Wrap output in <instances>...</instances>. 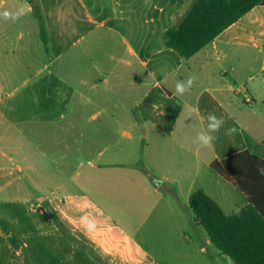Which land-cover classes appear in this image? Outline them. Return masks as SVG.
Here are the masks:
<instances>
[{"label":"crops","instance_id":"obj_1","mask_svg":"<svg viewBox=\"0 0 264 264\" xmlns=\"http://www.w3.org/2000/svg\"><path fill=\"white\" fill-rule=\"evenodd\" d=\"M193 1L0 0V264H234L189 199L249 203L210 165L263 155L264 6L187 59L164 37Z\"/></svg>","mask_w":264,"mask_h":264},{"label":"trees","instance_id":"obj_2","mask_svg":"<svg viewBox=\"0 0 264 264\" xmlns=\"http://www.w3.org/2000/svg\"><path fill=\"white\" fill-rule=\"evenodd\" d=\"M259 5L264 6V0H194L166 31L165 44L188 59ZM210 167L249 203L238 214L227 215L206 192L196 190L189 199L195 221L234 264H264V175L258 171L264 167V143L263 155L247 150L215 160ZM141 168L152 177L142 165Z\"/></svg>","mask_w":264,"mask_h":264},{"label":"clouds","instance_id":"obj_3","mask_svg":"<svg viewBox=\"0 0 264 264\" xmlns=\"http://www.w3.org/2000/svg\"><path fill=\"white\" fill-rule=\"evenodd\" d=\"M4 19H12L15 21L18 19V16H13L11 13L5 11L3 13ZM197 80V77L190 75L186 81H177L175 84V93L183 96L186 92H188L192 86L194 85L195 81ZM188 111L191 114H195L198 109L195 106L189 107ZM224 119L223 117H217L214 114H209L207 117V125L206 130L202 131L197 134L196 142L199 144V146L203 148H209L213 145V142L217 139V136L215 135L220 131V129L224 126ZM235 128H229L226 130L227 135H232L235 133ZM259 173L261 175H264V167H261L258 169ZM237 214L239 213V209L236 210ZM83 219V218H82Z\"/></svg>","mask_w":264,"mask_h":264},{"label":"rangeland","instance_id":"obj_4","mask_svg":"<svg viewBox=\"0 0 264 264\" xmlns=\"http://www.w3.org/2000/svg\"><path fill=\"white\" fill-rule=\"evenodd\" d=\"M124 92H125V89L124 88H122L121 89V93H122V95L124 94ZM126 97V96H125ZM15 143V142H14ZM15 146V145H14ZM74 161V160H73ZM67 162L65 161V160H63L62 161V165H65ZM69 164H71L72 163V161L71 160H69V162H68Z\"/></svg>","mask_w":264,"mask_h":264}]
</instances>
